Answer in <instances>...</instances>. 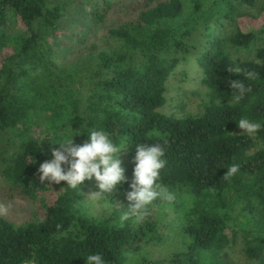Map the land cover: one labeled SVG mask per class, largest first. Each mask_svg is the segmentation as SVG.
Listing matches in <instances>:
<instances>
[{
  "label": "trees",
  "instance_id": "trees-1",
  "mask_svg": "<svg viewBox=\"0 0 264 264\" xmlns=\"http://www.w3.org/2000/svg\"><path fill=\"white\" fill-rule=\"evenodd\" d=\"M262 13L261 0H0V192L38 209L18 226L0 216V264H85L95 253L105 264H231L235 246L264 264V128L249 136L237 125H264V21L238 26ZM237 66L256 79L228 71ZM182 70L208 102L169 116L167 84ZM232 79L251 88L239 103ZM91 129L125 144L128 182L100 198L94 177L79 189L41 183L53 144L75 132L82 144ZM140 143L165 147L159 183L175 199L163 221L152 204L122 219Z\"/></svg>",
  "mask_w": 264,
  "mask_h": 264
},
{
  "label": "clouds",
  "instance_id": "clouds-1",
  "mask_svg": "<svg viewBox=\"0 0 264 264\" xmlns=\"http://www.w3.org/2000/svg\"><path fill=\"white\" fill-rule=\"evenodd\" d=\"M229 72L238 75L243 74L244 78L254 80L257 73L244 71L240 67H233ZM229 87L232 90L231 99L239 103L246 93L251 91L241 79L229 80ZM238 127L243 134L255 136L264 125L253 122L247 118H241ZM81 132L70 133L63 139L54 143L58 147L53 148L52 158L41 163L38 168L39 180L41 183L47 181L51 184L66 182V187L79 189L85 180L97 181L99 191L92 194L95 198L104 195L111 196L119 190V187L128 182L125 175V168L121 159V151L125 144H116L110 136L102 129H91L87 132V140L82 144H76L74 137ZM165 147L160 143L136 144L134 156V169L130 190L126 192V199L130 207L122 213V219L127 220L130 215L138 219L149 214L148 206L158 198L173 201L174 194L159 183L160 171L166 165ZM239 164H232L226 171L225 177H231L239 171ZM7 209L0 205V214H5ZM85 264H105L102 254H89Z\"/></svg>",
  "mask_w": 264,
  "mask_h": 264
},
{
  "label": "rangeland",
  "instance_id": "rangeland-1",
  "mask_svg": "<svg viewBox=\"0 0 264 264\" xmlns=\"http://www.w3.org/2000/svg\"><path fill=\"white\" fill-rule=\"evenodd\" d=\"M263 21L264 13L257 18L245 17L239 19L238 26L242 31H248L260 27ZM256 47L257 45L252 49V52H254ZM182 74L183 70L172 77L167 84V92L165 94L167 102L165 107L161 110V112L166 115L175 117L198 115L204 111L206 103L208 102V91L200 84L199 80L191 73H189L187 78ZM239 133H243V130L240 129ZM2 188H4V185L1 183L0 179V190H2ZM0 205H3L7 209L6 213L0 214V216L16 226L31 221L38 210L35 203L22 196L19 192L15 193L12 198H7L1 191ZM152 207L157 220L163 221L170 214L171 207L167 199L158 198L152 203ZM116 209L123 211L122 205L119 203L115 204L113 208V210ZM170 245L171 246L167 245L163 248L153 249L154 256L162 258L167 251L172 252V250L176 248V245ZM228 260L231 264H257L256 262H249L246 260L239 246H235L228 250Z\"/></svg>",
  "mask_w": 264,
  "mask_h": 264
}]
</instances>
